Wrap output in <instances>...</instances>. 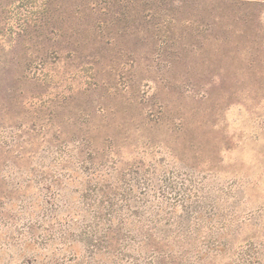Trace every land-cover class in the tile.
<instances>
[{
    "label": "rangeland",
    "instance_id": "374dc122",
    "mask_svg": "<svg viewBox=\"0 0 264 264\" xmlns=\"http://www.w3.org/2000/svg\"><path fill=\"white\" fill-rule=\"evenodd\" d=\"M253 262L264 0H0V264Z\"/></svg>",
    "mask_w": 264,
    "mask_h": 264
},
{
    "label": "trees",
    "instance_id": "16d2710c",
    "mask_svg": "<svg viewBox=\"0 0 264 264\" xmlns=\"http://www.w3.org/2000/svg\"><path fill=\"white\" fill-rule=\"evenodd\" d=\"M190 194L191 193L185 194L183 196L184 199H182L180 201V198H179L178 202L180 201L181 205L184 206L185 204H183V203H185L187 201V199L190 198ZM176 204H178V203H176ZM176 211H178V210L176 209ZM188 213L189 212H186V214L183 215L180 213L176 214L174 212L175 215H172V216L169 215L168 216L169 217L168 219H170L168 221V224L177 223V225H178V228H176V229L174 228V230L171 231L172 233L169 232V235L166 237L167 242L169 243V250L171 249V247L173 248L172 252L170 250V253L173 254L175 252V247H176L175 244L179 243L181 245L182 249L184 250L185 256H186V250H185L186 246L185 245H187V244H193L197 248H200V249H202V246H203V248H206L204 251H207V248H208L207 253H203V251H200V250L198 251V256H199L198 259L201 258L200 256H204L203 254H205V256L210 255V254L217 255L218 254L217 250L215 248H213L214 246H216L214 243L213 244L207 243L206 245H204V243L202 241V238H201L202 235L200 234V230H199L200 229V226H199V218L200 217H196V215H195L198 212L194 211L192 213H189V214ZM184 218H186L188 221H184ZM159 220L161 221L162 218ZM171 229H173V228H171ZM208 231H209L208 233H211V234H213V232H214V231L212 232L211 229H209ZM206 235L207 234H205V236ZM170 237H171L172 242L170 240ZM206 239H208V237ZM171 243H173V245H171ZM199 243L203 244V245L201 247H199L200 246ZM253 263L255 264V262H253Z\"/></svg>",
    "mask_w": 264,
    "mask_h": 264
}]
</instances>
